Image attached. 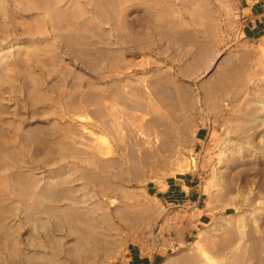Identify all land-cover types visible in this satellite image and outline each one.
<instances>
[{
  "label": "rangeland",
  "instance_id": "374dc122",
  "mask_svg": "<svg viewBox=\"0 0 264 264\" xmlns=\"http://www.w3.org/2000/svg\"><path fill=\"white\" fill-rule=\"evenodd\" d=\"M244 6L0 0V264L167 244L157 264H264V38L242 37ZM176 179L200 211L157 194Z\"/></svg>",
  "mask_w": 264,
  "mask_h": 264
},
{
  "label": "crops",
  "instance_id": "0c3cea01",
  "mask_svg": "<svg viewBox=\"0 0 264 264\" xmlns=\"http://www.w3.org/2000/svg\"><path fill=\"white\" fill-rule=\"evenodd\" d=\"M245 3L243 12L248 15L246 24L241 32L242 37L248 40L264 38V0H243ZM206 136V130L200 128L197 132V141L201 142ZM191 180L176 179L163 189L157 188V194L163 198L179 202V198L188 197L187 203L193 211H200L202 194L200 189L191 186ZM197 216V215H196ZM203 215L200 214L196 226L202 224ZM170 246H163L151 256H145L138 252H132L128 257V264H157L160 258H164Z\"/></svg>",
  "mask_w": 264,
  "mask_h": 264
},
{
  "label": "bare ground",
  "instance_id": "6f19581e",
  "mask_svg": "<svg viewBox=\"0 0 264 264\" xmlns=\"http://www.w3.org/2000/svg\"><path fill=\"white\" fill-rule=\"evenodd\" d=\"M35 197V196H34Z\"/></svg>",
  "mask_w": 264,
  "mask_h": 264
}]
</instances>
